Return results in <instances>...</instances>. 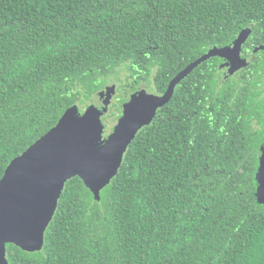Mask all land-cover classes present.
<instances>
[{
    "label": "trees",
    "instance_id": "16d2710c",
    "mask_svg": "<svg viewBox=\"0 0 264 264\" xmlns=\"http://www.w3.org/2000/svg\"><path fill=\"white\" fill-rule=\"evenodd\" d=\"M240 35L248 60L264 0H0V180L118 72L131 80H117V119L141 85L163 94ZM225 62L180 82L98 198L67 181L42 250L8 244L7 264H264V50L226 78Z\"/></svg>",
    "mask_w": 264,
    "mask_h": 264
},
{
    "label": "water",
    "instance_id": "95a60500",
    "mask_svg": "<svg viewBox=\"0 0 264 264\" xmlns=\"http://www.w3.org/2000/svg\"><path fill=\"white\" fill-rule=\"evenodd\" d=\"M243 43L237 39L229 46L209 50L179 72L161 95L145 89L130 95L108 136L104 135L102 118L116 93L115 86L98 92L100 108L89 106L82 112L77 106L69 108L50 131L9 164L0 180V264H7L8 244L27 253L42 250L45 231L67 181L79 178L98 198L119 170L138 132L152 123L193 70L213 58H223L226 78L245 69L264 50V46L254 48L245 60L241 56ZM259 193L264 197V149Z\"/></svg>",
    "mask_w": 264,
    "mask_h": 264
},
{
    "label": "rangeland",
    "instance_id": "374dc122",
    "mask_svg": "<svg viewBox=\"0 0 264 264\" xmlns=\"http://www.w3.org/2000/svg\"><path fill=\"white\" fill-rule=\"evenodd\" d=\"M238 40H244L245 41V37L243 36V35H240L239 37H238ZM115 76L117 77L118 76V79H120V81L121 82H123L124 80H127V79H130L129 77H128V75H124V74H120V76H119V72L117 73V75L115 74ZM118 79H116L114 76H112V77H110L109 78V80H108V86H111V85H113V86H115V90H116V93H115V95L113 96V99H112V101H111V104H110V106L108 107V112L105 114V116H104V120H105V123H104V125H105V129H104V135L105 136H108L111 132H112V129H113V127H114V125L116 124V122H117V118H114V116L111 114V112H112V110H111V108H112V106L114 105V104H116L117 102L115 101V99H117L118 98V95H119V88H118V92H117V80ZM131 80V79H130ZM141 88H145V90L148 92V93H153V92H150V91H148V89L146 88V86L143 84V85H141ZM115 97V98H114ZM97 108H99V104L101 105V103H100V101H97ZM83 107H79V110H80V112H82L83 111V109H82ZM102 121H103V118H102Z\"/></svg>",
    "mask_w": 264,
    "mask_h": 264
},
{
    "label": "flooded vegetation",
    "instance_id": "af4514ba",
    "mask_svg": "<svg viewBox=\"0 0 264 264\" xmlns=\"http://www.w3.org/2000/svg\"><path fill=\"white\" fill-rule=\"evenodd\" d=\"M114 98H115V97H114ZM115 101H116V99H115ZM98 106H99V108L101 107L100 104H99ZM102 122L105 123L104 117H103V121H102Z\"/></svg>",
    "mask_w": 264,
    "mask_h": 264
}]
</instances>
